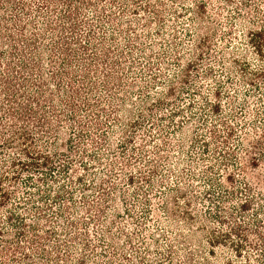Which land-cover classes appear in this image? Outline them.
<instances>
[{"label":"rangeland","instance_id":"rangeland-1","mask_svg":"<svg viewBox=\"0 0 264 264\" xmlns=\"http://www.w3.org/2000/svg\"><path fill=\"white\" fill-rule=\"evenodd\" d=\"M149 1L155 5L163 2L161 21H156L150 11L132 10L133 6L124 13L108 0L98 1L100 13L85 8L96 37L118 40L120 85L106 90L97 78L95 88L87 94L91 102L101 100L94 111L104 122L109 143L92 146L90 138L97 136L91 127L93 118L83 102L77 101L83 109L79 119L88 123L84 137L77 134L72 121H66L63 139L59 140L63 146L49 144L42 148L53 155L58 168L65 166L45 171L42 176L22 172L10 187L13 194L8 208H0V214L19 213L28 224L35 225L34 207L39 205L53 215V228L60 230L66 220L55 218V212L66 203L65 190H71L73 207L78 211L75 219L80 222L57 238L70 245L61 250L67 260L60 264H78L83 256L85 264H185L188 251L193 259L187 264H264V140L257 143L264 128V77H257L254 84L243 80L249 72L264 67L263 58L255 54L247 38L248 29L264 28V22L241 28L235 25V19L242 0H234L233 5L225 0H207L212 1L208 14L218 25L210 54L202 60L197 57L198 36L192 22L199 0ZM252 3L264 12V0ZM105 14H115L119 26L126 29L130 23L132 30L119 36L118 26L107 19L99 29V16ZM146 23H150L147 29ZM177 47L180 55L173 58ZM244 62L248 67L242 70ZM100 67L104 72L110 70ZM184 71L189 73L187 83L181 79ZM112 97L118 99L116 107L127 111L116 113L109 103ZM102 108L106 112L100 113ZM65 113L71 114L69 110ZM226 125L236 130L229 145L238 162L234 157L226 159L225 146L211 134L215 128L223 137ZM65 138L72 141V146L66 147ZM239 141L244 142L242 148ZM84 149L87 152L81 153ZM4 151L1 158L8 165L10 158L6 157L15 151ZM99 154L104 156L103 164L92 160ZM114 161L118 162L112 167L109 162ZM51 172L52 177L47 175ZM100 185L108 194V202L101 219L94 221L96 212L84 206L100 200ZM247 185L251 190H246ZM23 199L26 204H17ZM187 199L190 206L185 205ZM245 199L251 204L244 210L241 204ZM27 206L24 212L22 207ZM170 216L177 225L170 224ZM13 223L17 224V219ZM10 231L13 234L16 229ZM214 233L228 235L210 245L208 240ZM239 234H244L247 241L237 252ZM84 241L91 243V250L83 246ZM48 243L50 249L52 243ZM28 253L29 263L56 264L44 259L42 253Z\"/></svg>","mask_w":264,"mask_h":264},{"label":"trees","instance_id":"trees-1","mask_svg":"<svg viewBox=\"0 0 264 264\" xmlns=\"http://www.w3.org/2000/svg\"><path fill=\"white\" fill-rule=\"evenodd\" d=\"M98 1L102 0H97V2L94 0H0V208H8L7 205L13 194L10 187L15 186L22 172H30L28 176H32L36 172L43 175L45 171H54V169L57 170L65 166L58 168L53 162V155L42 148L49 144L63 146L59 140L63 139L62 130L66 121H72L70 124L76 125L77 134L84 137V127L88 123L79 119L80 111L83 109H80L77 101L83 102L87 107L88 116L93 118L91 127L95 130L97 139L90 135L92 146L105 147L109 143L104 132V122L101 120L100 114L94 111L97 109L95 106L100 105L101 100L98 98L95 102H91L87 97V94H90L89 92L95 88L97 78L103 82L106 90H110L115 84L120 85L121 82L119 75L121 62L116 59L119 51L118 40H114L115 38L108 40L109 38L104 35L100 38L96 37L92 22L85 16L87 7L99 13L102 11V6ZM108 1L112 5H118L124 13L133 6L132 10L142 8L150 11L154 14L156 21H161L164 17L162 8H160L163 6V2L155 5L149 0H141L140 3L134 0ZM211 2L199 0L194 9L195 18L192 19L195 35L198 36L197 57L202 60L210 54L208 49L211 48L217 34L218 23L208 14ZM233 2L234 0H225V3L230 5H233ZM185 9L189 10V7H185ZM251 11H254V14L248 15ZM236 12L238 17H235V25L241 28L264 22V12L259 6L253 4L252 0H242V4L237 7ZM99 17V29L104 26L103 22L108 20L110 24L118 26L117 34L119 36H124L128 29L132 30L130 23L126 29L119 26L115 14H105ZM149 24H145L146 29L150 26ZM247 32L248 43L255 50V54L264 60V28H250ZM135 37H139L138 33H135ZM175 52L173 58L180 55L178 47ZM243 65L242 70L248 67L246 62ZM100 66H107L110 70L104 72ZM188 75V71L182 73L181 79L184 83L188 82ZM257 77H264V67L259 71L249 72L244 77L246 79L243 80L247 84H254ZM219 95L220 93H218ZM112 98L109 103L113 105L116 113L127 111L124 107H116L115 101L117 102L118 99ZM213 107H218V104H214ZM66 110H69L71 114H66ZM99 111H101L100 113L106 112L104 108ZM254 126L253 124L252 129L255 128ZM225 132L226 135L221 137L214 128L211 134L225 146L226 159L234 157L238 162L236 152L229 145V140L234 138L236 130L234 127L226 125ZM259 136L261 139L257 143L261 144L264 140V128ZM219 137L222 140L218 139ZM68 140L65 138L66 147L72 146V141ZM239 143L241 144L239 148H242L244 142L239 141ZM7 149H14L15 152L13 155L8 154L6 158H10L9 164L5 165V158L2 159L1 156ZM83 152L86 153L87 150L84 149L81 153ZM103 159L104 156L101 154L92 157V160L99 164H103ZM117 162H109V164L115 167ZM238 164L241 165V163ZM84 168H86L85 164ZM47 175L52 177L54 174L51 172ZM148 177H146L147 181ZM34 183L32 182L31 185ZM31 185L28 183V186ZM98 188L101 192L100 200L96 204L88 202L84 206L86 210L96 212L94 221L101 219L103 206L108 202V194L105 193L103 185ZM246 190H251L249 185ZM65 193L66 203L58 212H55V218L59 216L60 220H66V226L60 230L53 228L56 220L53 215L45 213L46 210L39 205L34 207L35 225L28 224L25 217L19 213L9 211L7 216L0 214V264H11V261L20 264H33L28 262L31 259V255L28 253L30 250L42 253L44 259L50 260L52 263L60 264L67 260L60 253L62 249L70 248V245L57 238L62 231L67 235L70 227H76L80 221L78 218L75 219L77 217L75 214L78 211L73 207L74 195L72 191L65 190ZM25 200L23 199L17 204H26ZM147 201L149 200L147 199ZM175 202L177 201H174V204H178ZM184 202L186 206L191 205L190 199ZM249 204H251V200L245 199L241 207L245 210ZM46 206V208L49 207ZM22 208L25 212L28 206ZM183 212L190 215L188 211ZM13 219H17L18 223L14 224ZM5 221H9V223ZM169 221L171 225L178 224L177 220L171 216ZM5 223L7 224L5 225ZM12 228L16 229L13 234L10 231ZM78 234L84 233L77 232L76 235ZM227 235V233H214V237L212 240H208V243L213 245L212 242H220V238ZM10 236H15V239H11ZM239 238L240 242L235 244L237 252L242 249L243 242L247 241L244 234H239ZM48 242L52 243L50 249L54 248L53 251L47 249L50 246ZM83 246L86 249H92L91 243L88 241H84ZM84 257L77 260L78 264H85ZM185 259V264L190 263L193 253L188 251Z\"/></svg>","mask_w":264,"mask_h":264}]
</instances>
